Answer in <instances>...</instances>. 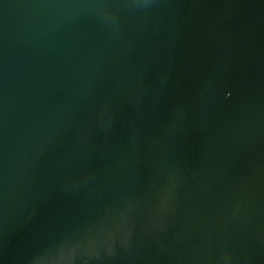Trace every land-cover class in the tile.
I'll use <instances>...</instances> for the list:
<instances>
[{
  "label": "water",
  "instance_id": "95a60500",
  "mask_svg": "<svg viewBox=\"0 0 264 264\" xmlns=\"http://www.w3.org/2000/svg\"><path fill=\"white\" fill-rule=\"evenodd\" d=\"M0 264H264V0H0Z\"/></svg>",
  "mask_w": 264,
  "mask_h": 264
}]
</instances>
